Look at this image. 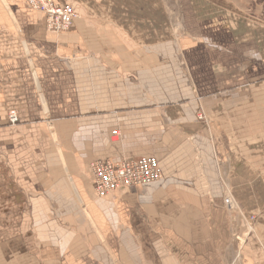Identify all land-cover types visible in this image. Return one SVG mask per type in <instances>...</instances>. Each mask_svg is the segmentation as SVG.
I'll list each match as a JSON object with an SVG mask.
<instances>
[{
    "label": "crops",
    "instance_id": "1",
    "mask_svg": "<svg viewBox=\"0 0 264 264\" xmlns=\"http://www.w3.org/2000/svg\"><path fill=\"white\" fill-rule=\"evenodd\" d=\"M56 2L68 32L0 0V130L11 112L49 128L53 158L0 177V264H264V21L222 0ZM141 157L161 181L96 194L92 162Z\"/></svg>",
    "mask_w": 264,
    "mask_h": 264
},
{
    "label": "built area",
    "instance_id": "2",
    "mask_svg": "<svg viewBox=\"0 0 264 264\" xmlns=\"http://www.w3.org/2000/svg\"><path fill=\"white\" fill-rule=\"evenodd\" d=\"M27 6L43 16L46 29L53 33L68 32L76 11L71 5H59L56 0H26ZM10 122H18L15 113L10 115ZM93 173V184L96 194L105 197L122 188L134 189L149 186L162 180L163 174L159 161L154 157H141L136 161L112 162L94 161L90 164ZM228 208L235 207L228 197L225 200Z\"/></svg>",
    "mask_w": 264,
    "mask_h": 264
},
{
    "label": "rangeland",
    "instance_id": "3",
    "mask_svg": "<svg viewBox=\"0 0 264 264\" xmlns=\"http://www.w3.org/2000/svg\"><path fill=\"white\" fill-rule=\"evenodd\" d=\"M222 1L232 3L242 13L257 20L264 21V0ZM27 8L30 9L28 6ZM12 113L16 114V112L9 113V121ZM48 130L49 128L44 129L37 125H20L19 118L17 123L12 124L10 122L8 127L0 130V168H2L0 169V177H3L2 180L6 181V184L7 178H9V182H12L13 185V179L17 176L19 168L21 169L22 163L24 162L30 164L32 181L35 180L34 176L38 173L39 165L51 162L53 158L49 154H42V150L44 149H40L43 146L47 148L45 141H42V135H47L48 139ZM19 172L21 173V171ZM13 194L16 193L13 192L12 187L9 189L7 187H0V198H8V196H12ZM249 228L251 229H249L248 234L252 235L254 230L252 226ZM242 237L240 238V242Z\"/></svg>",
    "mask_w": 264,
    "mask_h": 264
}]
</instances>
